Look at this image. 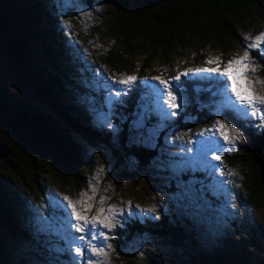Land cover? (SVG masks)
<instances>
[{
    "label": "rangeland",
    "instance_id": "obj_1",
    "mask_svg": "<svg viewBox=\"0 0 264 264\" xmlns=\"http://www.w3.org/2000/svg\"><path fill=\"white\" fill-rule=\"evenodd\" d=\"M59 1L64 6L55 8L64 40L61 54L43 52L27 19L5 3L13 35L21 44L32 46L34 61L70 82L58 81L71 96L79 97L81 106L90 104L86 113L92 126L101 128L105 140L84 138L44 107L33 89L16 79L15 68L0 41V88L52 116L78 146L81 163L88 166L78 171V184L74 185L56 174L52 154L46 151L44 169L41 164L36 167L42 195H25L20 186L30 227L26 231L20 225L21 231L18 227L14 230L0 219L5 255L0 257V264H204L217 259L223 264H264V203L254 206L249 202L245 180L250 168L231 162L245 153V130L264 132V104L257 101L255 106L260 111L252 115V108L236 99L231 82L222 75L228 61L243 57L247 50L249 68L232 65V70L239 73L237 86L264 97V44L249 48L255 37L264 33V20L249 15L236 26L240 46L232 51L223 50L212 35L210 45L156 50L150 58L151 47L144 40L148 32L137 30L132 42L144 40L146 47L134 51L137 56L129 60V65L112 72L102 63L103 55L119 42L116 31L122 22L121 13L101 0H91V7L77 0ZM143 2L131 4L130 9H137ZM262 5L264 18V0ZM209 60L215 62L207 63ZM202 68L219 71H197ZM184 72L188 75L179 81L173 79ZM128 76L136 79L119 83ZM161 80L168 82L167 91L177 97L179 108L169 105ZM189 81L202 84L195 86L191 95L186 88ZM137 87L146 89L145 97H131ZM93 98L100 104L96 110L92 109V105L97 106ZM127 102L133 103L129 112ZM191 110L197 112L193 117ZM173 111L174 116L170 115ZM217 121L226 122L224 132L235 143L224 141ZM232 128L238 130L240 139ZM131 146L154 149L156 155L140 168L125 154ZM224 156L228 164L222 162ZM0 157L23 175V163L10 148L1 123ZM5 180L0 170V184ZM74 211L88 219L85 232L76 231L75 226L84 221H77ZM146 223L164 232L169 226L180 228L186 239L174 243L166 236L150 235L143 229ZM128 226L134 231L131 235ZM89 230L104 232L105 236L97 235L93 240ZM81 235L86 236L84 241L78 239ZM76 247L83 249V255L75 252Z\"/></svg>",
    "mask_w": 264,
    "mask_h": 264
},
{
    "label": "trees",
    "instance_id": "obj_2",
    "mask_svg": "<svg viewBox=\"0 0 264 264\" xmlns=\"http://www.w3.org/2000/svg\"><path fill=\"white\" fill-rule=\"evenodd\" d=\"M139 1L141 0H101L122 15V22L116 31L119 42L103 55L102 63L112 72L129 65V60L137 56L134 51L146 47L144 40L151 47L149 58L156 50L163 52L176 46L183 48L185 45L189 47H193L194 44L199 47L207 43L210 45L212 35L217 37L218 44L223 50L232 51L240 46L236 26L249 15L264 20L261 9L263 0H156L155 2L144 0L140 7L131 10V4ZM77 2L92 6L91 0H77ZM5 3L14 6L18 14L27 19L29 30H32L39 48L45 53L50 51L51 54H61L63 51L60 46L64 40L61 38L60 27H57L58 20L55 14V8L64 7L63 3L59 0H0V41L9 62L15 68L16 79L30 86L44 107L75 133L92 141H104L101 128H94L90 116L86 113L90 104L86 102L81 106L77 101L79 97L71 96L70 91L58 83L59 79L66 84L70 82L64 79V76L55 71L49 72L39 62L34 61L31 56L32 46L29 47L15 40ZM137 30L147 31L148 35L143 41L135 40L133 43L132 37ZM99 84L105 85L101 81ZM195 86L201 87L202 84L195 81H189V84L187 82L189 95L193 93L192 89ZM203 93L201 94L205 98L206 92ZM145 94L144 87H137L131 97L143 98ZM92 101L97 105H92V109L96 110L100 104L97 103V99L93 98ZM132 104L127 102L128 112ZM225 117L232 120L228 115ZM0 123L6 130L10 148L23 163L21 171L23 175H21L15 166L0 157V170L6 178L4 185L0 184V219L14 230L18 227V231H21L20 225H22L27 231L30 227L25 220L28 212L27 203L25 196L20 194V186L25 195H42V184L38 179L40 170L36 167L37 164H41V168L44 169L46 151L52 154L51 165L56 174L70 180L74 185L78 184V171L82 172L88 169V166L81 163L78 146L70 140L52 116L38 112L1 88ZM244 134L248 137L245 153L232 158L231 162H238L250 168L245 187L248 190L249 202L259 206L264 203V132L257 134L248 129ZM126 153L140 168L146 167L156 155L154 149L133 146L128 147ZM116 158L117 161L122 160V157ZM222 162L228 164L226 156L222 157ZM152 225L144 224L145 233L165 237L163 230L158 231ZM160 225L164 226L162 222ZM128 232L129 235L134 232L130 226ZM0 257H5L1 240ZM208 263L210 261L204 264ZM213 264H223V262L217 259Z\"/></svg>",
    "mask_w": 264,
    "mask_h": 264
},
{
    "label": "snow or ice",
    "instance_id": "obj_3",
    "mask_svg": "<svg viewBox=\"0 0 264 264\" xmlns=\"http://www.w3.org/2000/svg\"><path fill=\"white\" fill-rule=\"evenodd\" d=\"M262 44H264V33H261L260 35L255 37L253 42L249 45V48H258ZM249 55H250L249 52L246 50L245 55L243 57H241L239 59H233V60L228 61L222 75L227 76L228 81L231 82V93L236 97V99L238 101L241 102V104H244L246 102L247 105L252 108V115H255L257 112L260 111V109L255 106L256 102L259 101V103L264 104V97H257L255 95H253L246 88H243V87L238 88L237 84H238L239 73H235L232 70L233 64L242 65L244 69H248L249 65L246 63V60L248 59ZM214 62L215 61H213V60L207 61V63H210V64L214 63ZM197 71H200V72H217V71H219V69L218 68H202V69H197ZM252 71L254 72L255 68H252ZM187 75H188V73L184 72V73L178 74L173 79L176 81H179L181 79V76H187ZM135 79H136L135 76H128L125 79L120 80L119 83H122V84L130 83V82L134 81ZM155 79H159V78L157 77ZM160 83L165 85V90L167 91L168 82L161 80ZM225 90L226 91L228 90L227 87ZM117 94H119V93H117ZM167 97H168V103L172 108H179L180 107L179 104L175 103L177 97L174 96L171 91H167ZM170 115L174 116V115H176V112L173 111ZM216 124L219 126L218 130L222 133L224 141L229 142V143H235V140L230 138L224 132V126H225L226 122L225 121H217ZM229 127H231V126L229 125ZM231 130L233 132L237 133L236 139H240V134H239L238 130L235 128H232ZM215 159L219 160L220 156H216ZM64 199L67 200L68 198L65 197ZM69 203L71 204V202H69ZM73 214L75 215V218L77 221H81V220L84 221L83 225L75 226L76 231L85 232L87 229V225L89 224L88 219L81 216L79 213H75V211L73 212ZM92 226H93V229H95V226H96V218L95 217L92 218ZM105 226H107V225H105ZM89 231H91V238L93 240H95L97 238V235L105 236L104 232L97 233L94 230H89ZM78 239L81 241H84L86 239V236L81 235L80 237H78ZM91 248L93 251H96V248L94 245H91ZM75 252L83 255V249L81 247H76Z\"/></svg>",
    "mask_w": 264,
    "mask_h": 264
},
{
    "label": "water",
    "instance_id": "obj_4",
    "mask_svg": "<svg viewBox=\"0 0 264 264\" xmlns=\"http://www.w3.org/2000/svg\"><path fill=\"white\" fill-rule=\"evenodd\" d=\"M194 107V105L192 106V108ZM190 116L193 117L194 115L197 114L196 111L191 110L190 112ZM170 192H172V188H170L169 190ZM165 236L174 243H181L183 240H185V235L184 232H182V230L180 228H176L173 226H169L166 230H165ZM208 264H213V263H208Z\"/></svg>",
    "mask_w": 264,
    "mask_h": 264
}]
</instances>
